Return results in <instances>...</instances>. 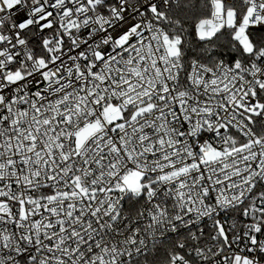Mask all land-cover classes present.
Segmentation results:
<instances>
[{"label": "snow or ice", "instance_id": "snow-or-ice-1", "mask_svg": "<svg viewBox=\"0 0 264 264\" xmlns=\"http://www.w3.org/2000/svg\"><path fill=\"white\" fill-rule=\"evenodd\" d=\"M0 264H264V0H0Z\"/></svg>", "mask_w": 264, "mask_h": 264}]
</instances>
